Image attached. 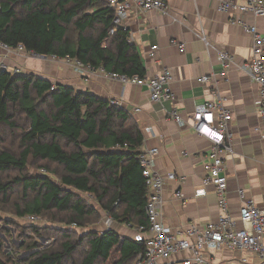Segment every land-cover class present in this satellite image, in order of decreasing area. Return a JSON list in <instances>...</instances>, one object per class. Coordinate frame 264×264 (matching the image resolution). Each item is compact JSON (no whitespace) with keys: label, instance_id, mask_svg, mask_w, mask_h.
Segmentation results:
<instances>
[{"label":"trees","instance_id":"obj_1","mask_svg":"<svg viewBox=\"0 0 264 264\" xmlns=\"http://www.w3.org/2000/svg\"><path fill=\"white\" fill-rule=\"evenodd\" d=\"M112 17L101 0H0V44L76 60L105 73L143 77L127 30L110 34ZM5 138L11 147L17 143V154L4 148ZM142 143L136 121L111 102L32 74L0 70V213L45 217L59 225L29 229L58 237V247L51 250H41L20 233L24 240L17 249L28 257L19 263L134 264L142 251L138 243L111 230L98 235L88 228L76 235L61 225L85 229L107 215L147 230ZM28 167L42 173L29 174ZM82 195L92 197L98 210ZM11 238L10 230L0 228V264L12 263L3 254L4 239Z\"/></svg>","mask_w":264,"mask_h":264},{"label":"crops","instance_id":"obj_2","mask_svg":"<svg viewBox=\"0 0 264 264\" xmlns=\"http://www.w3.org/2000/svg\"><path fill=\"white\" fill-rule=\"evenodd\" d=\"M163 1L168 6L166 14L131 12L123 28L128 32V42L139 53L146 75H153L164 68L170 71V89L175 96L173 104H153L145 88L122 85L97 70L86 81L64 59L52 56H36L0 46V63H6L9 66L7 71L12 74L15 71L28 73L53 84L91 93L105 101H120L119 107L136 121L142 132L140 152L158 150L154 170L163 177L174 173L184 178L182 182H166L162 191V221L172 233H176L190 224L205 226L215 222L219 216L213 188H207L204 196H195L202 188L203 165L210 149V143L192 128L195 108L212 101L214 95L219 94L232 116L229 123L231 151L224 155L223 175L227 180L229 211L235 220L244 203L239 198V191L244 193L245 201L264 208V124L255 107L257 86L241 68L250 61L252 41L239 26L230 23L227 14L217 11L222 2L230 0ZM244 21L255 25L264 34V18L246 15ZM201 35L206 43L200 39ZM172 41L184 44V51L180 52L177 45L171 44ZM153 46L157 48L155 57L151 59ZM220 52L233 58L226 78L209 86L198 84L197 78L222 72L218 60ZM173 107L178 110L183 125L170 118L169 112ZM176 192L182 194L187 204L175 197ZM93 205L98 210L95 203ZM108 219L111 218L103 215L98 223L92 225V232L101 235L111 230L122 239L136 243L146 237L144 233L138 234L136 228L112 219L108 226ZM184 257L185 254H179L170 263L180 264ZM242 257H247L250 264L259 263L251 254L223 250L209 256L208 264H239Z\"/></svg>","mask_w":264,"mask_h":264},{"label":"built area","instance_id":"obj_3","mask_svg":"<svg viewBox=\"0 0 264 264\" xmlns=\"http://www.w3.org/2000/svg\"><path fill=\"white\" fill-rule=\"evenodd\" d=\"M106 5L113 12L110 34H113L117 28L123 27L131 12L154 11L166 14L168 8L163 0H106ZM217 11L227 14L230 23L239 26L252 41L250 61L241 68L257 86L255 107L264 124V34L255 25H249L244 21L246 15L264 18V0L225 1L218 6ZM200 39L206 43L203 35L200 36ZM171 44L177 45L180 52L184 51V44H178L176 41H172ZM0 46L8 49L2 44ZM156 48L157 46L151 48V59L155 57ZM14 51L25 52L21 46H18ZM52 58L57 59L54 56ZM218 60L222 66V72L218 75L201 76L197 78L198 84L209 86L226 78L233 65V58L228 53L220 52ZM64 61L69 63L73 71L86 81L96 71L76 60L66 58ZM0 70H6V68L1 67ZM97 71L105 73L101 69H97ZM15 73L19 72L15 71ZM105 74L122 85L145 88L149 100L153 104L163 106L168 103L173 104L175 100L170 89L172 75L168 69L164 68L153 75L145 74L143 77ZM111 103L118 107L121 105L120 101ZM134 111L139 112V109ZM169 116L175 123L184 124L175 107L171 109ZM231 119L232 116L224 107L223 98L219 94H215L212 101L197 106L191 118L195 133L210 143V149L205 156L203 165L205 176L202 179V188L196 192L195 196H204L207 188H213L219 211L217 220L209 222L205 226L190 224L186 229L172 233L164 225L162 221L163 188L166 182H182L184 178L177 177L174 173L163 177L154 170L157 149L142 153L140 167L146 187L144 211L148 220V228L145 232L143 228L135 229L138 234H146V237L137 242L142 247V251L137 255L134 264H171L170 261L179 254H185L180 264H208L209 256L223 250L251 254L259 260L258 264H264V208L260 209L251 201H245L244 193L239 191V198L244 202L239 210V217L235 220L229 211L226 196L227 180L223 175V170L225 167L224 155L231 151L232 134L229 130ZM146 132H150V129H146ZM87 197L92 201V197ZM175 197L187 204V200L180 192H176ZM23 220L31 225L40 223V218L37 216H26ZM111 221V219L106 220V224L110 226ZM239 264L250 263L247 257H242Z\"/></svg>","mask_w":264,"mask_h":264},{"label":"rangeland","instance_id":"obj_4","mask_svg":"<svg viewBox=\"0 0 264 264\" xmlns=\"http://www.w3.org/2000/svg\"><path fill=\"white\" fill-rule=\"evenodd\" d=\"M0 68L1 67H5L6 70H8V65L6 63H0ZM11 142L8 138H5V143H4V148L11 150L12 153L17 154L18 150H16L17 147V143L14 146H10ZM27 172L29 174H40L42 173V171L34 168V167H28ZM46 173V171H44ZM15 173H12V175H14ZM50 176V175H49ZM81 198L84 200L85 203H88L90 206H92V201L89 200V198L85 195H82ZM0 228H7L8 230H10L11 236L12 238L7 241L5 240V247L3 250V254L5 257H8L12 260L11 264H20L19 261L17 259H20L21 261L26 260L28 257V253L27 252H23L18 250L17 248L20 246L21 242L24 240V238H20V233H25V238H30L34 241H36L37 243L40 244V249L41 250H51L53 248H57L58 244H59V240L58 237H55L54 234H48V233H42L40 234V236L38 235H34L32 231H30L29 229L32 227L35 228H45L46 226H51L52 228L54 227H58L55 224H52L49 222V220L45 217L41 218L40 217V223L38 224H34L31 225L28 222H26L25 220L22 219H18L15 218L12 214L7 215L6 213H0ZM6 219H12L14 220V222L16 223L15 226L11 225V226H6L4 225V221ZM62 229L67 228V231H72L74 233H76V235L81 234L82 232L86 231L88 228H92V226H88L85 229H81L78 228L77 226H68L67 225H61ZM66 230V229H65ZM43 235V236H42ZM13 241V243H12Z\"/></svg>","mask_w":264,"mask_h":264}]
</instances>
